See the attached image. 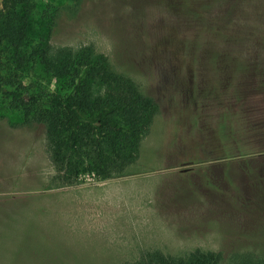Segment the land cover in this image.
Masks as SVG:
<instances>
[{"label":"rangeland","instance_id":"obj_1","mask_svg":"<svg viewBox=\"0 0 264 264\" xmlns=\"http://www.w3.org/2000/svg\"><path fill=\"white\" fill-rule=\"evenodd\" d=\"M50 43L95 47L157 105L111 178L148 180L113 197L85 141L70 166L53 162L45 123L0 97V264L264 255V0H81ZM32 66L21 79L52 91Z\"/></svg>","mask_w":264,"mask_h":264},{"label":"trees","instance_id":"obj_2","mask_svg":"<svg viewBox=\"0 0 264 264\" xmlns=\"http://www.w3.org/2000/svg\"><path fill=\"white\" fill-rule=\"evenodd\" d=\"M3 1L7 7L0 11V60L15 66L0 67V97L20 110L25 121L36 116L45 123L53 162L70 166L85 141L87 164L103 180L116 176L119 167L133 164L157 105L130 79L117 74L95 47L73 49L50 43L61 13H75L81 0ZM29 63L30 70L41 68L52 91L32 90L26 78L21 79ZM223 259L211 251L196 250L179 258L153 251L133 264H225ZM227 264H264V255L238 254Z\"/></svg>","mask_w":264,"mask_h":264},{"label":"crops","instance_id":"obj_3","mask_svg":"<svg viewBox=\"0 0 264 264\" xmlns=\"http://www.w3.org/2000/svg\"><path fill=\"white\" fill-rule=\"evenodd\" d=\"M127 179L133 180V178H127ZM127 179H125V177H118V178L107 180L106 181L107 183H105V185H103L102 189L107 190L108 188H111L110 190H107V191L114 193L113 197H115L118 193H121L124 189H126L128 187H136V191H138V192L140 190H142V189L144 190V188H146L145 187L146 186V180H148V179L144 178V176L135 177L134 178V180H136L135 182H130ZM170 179L171 178H166L165 180L170 181ZM162 180H164V179H162ZM103 197H106V195L104 194ZM99 198H101V197H99ZM168 201L169 200L167 199L166 202H168Z\"/></svg>","mask_w":264,"mask_h":264}]
</instances>
